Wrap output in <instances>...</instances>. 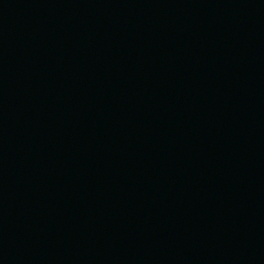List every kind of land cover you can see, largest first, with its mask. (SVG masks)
I'll list each match as a JSON object with an SVG mask.
<instances>
[{
	"label": "water",
	"instance_id": "95a60500",
	"mask_svg": "<svg viewBox=\"0 0 264 264\" xmlns=\"http://www.w3.org/2000/svg\"><path fill=\"white\" fill-rule=\"evenodd\" d=\"M264 82V0H0V264H215Z\"/></svg>",
	"mask_w": 264,
	"mask_h": 264
}]
</instances>
